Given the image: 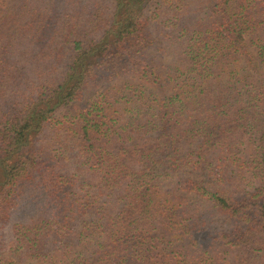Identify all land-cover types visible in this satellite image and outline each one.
Returning <instances> with one entry per match:
<instances>
[{
    "label": "trees",
    "instance_id": "obj_1",
    "mask_svg": "<svg viewBox=\"0 0 264 264\" xmlns=\"http://www.w3.org/2000/svg\"><path fill=\"white\" fill-rule=\"evenodd\" d=\"M0 264H264V0H0Z\"/></svg>",
    "mask_w": 264,
    "mask_h": 264
},
{
    "label": "rangeland",
    "instance_id": "obj_2",
    "mask_svg": "<svg viewBox=\"0 0 264 264\" xmlns=\"http://www.w3.org/2000/svg\"><path fill=\"white\" fill-rule=\"evenodd\" d=\"M86 105H87V100L85 99V101H83L82 103L76 104L74 106H70L69 110L70 111H72V110H84ZM192 177L198 179V177L196 175H192Z\"/></svg>",
    "mask_w": 264,
    "mask_h": 264
}]
</instances>
